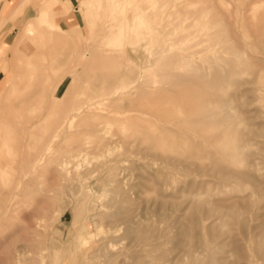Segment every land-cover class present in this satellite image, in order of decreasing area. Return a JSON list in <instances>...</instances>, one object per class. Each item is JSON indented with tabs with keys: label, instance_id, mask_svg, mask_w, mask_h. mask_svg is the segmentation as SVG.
Masks as SVG:
<instances>
[{
	"label": "bare ground",
	"instance_id": "6f19581e",
	"mask_svg": "<svg viewBox=\"0 0 264 264\" xmlns=\"http://www.w3.org/2000/svg\"><path fill=\"white\" fill-rule=\"evenodd\" d=\"M142 1L138 5L141 10L139 13L129 20H122L117 25L110 26V31L113 33L109 38H119L117 31L124 29L126 32L132 19L135 22L140 20V23H144L145 0ZM28 2L29 0L14 2L4 0L0 7V21L12 18L13 28L18 29L16 38L12 39V30L0 35V56L8 48L11 51L3 56L8 60L6 72L0 79V178L5 177L9 189L7 193L9 195L3 201V206L9 207V210L15 213H18L20 209H26L18 214L25 222L19 230L11 234L1 233L0 248L5 256H0V262L21 264L24 257L29 258L30 254H35L34 260L30 257L35 263L46 260L49 247L43 246L44 240L36 243L28 233L34 230L35 222L39 223L38 220L46 219L51 212H53L51 216L54 215V205L62 208V212L72 207L74 220L77 223L80 218L78 209L80 206L89 211L96 209V203L92 200V191L85 185L84 173L78 171L82 163L79 161L90 151H97L104 147L110 149L114 141L108 138L107 133L114 126L122 134L123 140L129 139V132H131L128 130L129 124L132 125L131 128L134 126L137 130L133 131V134H143V137L138 140V146L148 157L149 165H155L158 160L161 162L162 170L150 171V169L147 172L148 178L154 180L158 194L153 202L155 206L153 211L156 212L157 219L161 217L160 223L169 213L174 214L180 209L176 208L177 204L174 201V199L179 201L178 198L172 197L173 200H171L169 196H165V190L177 181L176 170L183 174L214 172L222 177V182L245 179L254 181L255 175L249 170L232 167L234 164L243 165L245 162L248 140L244 137L245 132L240 130V124L244 118L240 119L234 113L237 106H234L233 94L230 93L231 96L228 94L230 86L241 74L247 71L249 74V71L254 70V64L250 63L248 58L250 54L246 56L241 45L230 38V30L227 31V25L222 16V13H226L224 10L221 11L219 7L210 9L203 5L192 4L179 10L177 15L182 17L177 22L179 25L176 26L174 23L168 32L162 34L161 30L153 28L149 32L151 39L144 44V49H149L155 60L149 68H146L147 72L151 73L143 77L141 75L143 70L128 69L129 67L124 71L123 76H119L122 73L119 70L106 74L103 65L112 59V49L104 44L101 46L103 52L96 51L97 40L90 29L88 31L90 37H85L80 24L75 27L70 25L68 28L54 21L52 15L57 12L55 10L57 7L68 15L69 0H63L56 5L52 4L51 0H43L33 14L30 13ZM118 7L114 3L107 6L111 12L116 11ZM260 7V5L253 7L252 12L254 15L258 12V19L260 18L262 22L264 18L259 14ZM262 15L264 16V12ZM228 19L227 21L231 18ZM260 21L257 22L261 23ZM230 22L232 24V21ZM153 32L158 34L156 40L152 39ZM189 35L193 37L190 38ZM109 38L104 36L101 40L103 42V39ZM47 39L57 42L55 46L56 44L62 47L72 46L67 53L68 58L73 60L70 66L65 67L66 63L62 58L64 56L59 51V55H57L58 52H52L55 53L52 54L51 50L48 54L35 51L40 49V45L44 48L42 41ZM257 39L255 38L256 42H258ZM50 43L51 45L48 46L52 49L53 42ZM261 43L264 44V41ZM62 47H58V50ZM262 49L264 50V46ZM220 51H227L226 55L219 54ZM2 58L0 57V63ZM93 62H96V67L91 64ZM56 63L59 64L56 65ZM89 63L96 70L87 69L86 66ZM90 72H96V78L88 79ZM68 77L70 80L65 86L64 82ZM146 112L154 116L157 122L150 123V120L145 119L148 121L147 125L149 123L150 125L142 126L143 122V124L146 123L140 114H147ZM180 126L183 127L179 129ZM193 131L202 134L203 140L194 142L190 137H186L189 134L192 136ZM131 143H127L126 152H130ZM203 153L208 155V161L204 159L208 162L207 164H203V160L201 163L199 161L203 159L201 158ZM48 171L58 172L59 176L65 179V183L53 186L50 182L51 176H47ZM126 179V177L118 178V186L115 190L120 193H118L121 195L120 199L115 198L113 202L103 204L105 206L100 208L98 213L101 218L110 219L108 223L103 222L104 225H109V231L114 227L110 225V222L114 223V221L125 224L128 230L132 228L139 230L145 226L143 220L147 219L149 212H145L147 216L142 214L137 217L134 204L138 201L133 199L130 193L128 194L131 189L126 192L128 188L125 190L122 186ZM47 180L48 186L42 188L40 184ZM197 183L199 187L209 184L206 181L194 183L193 180H189L185 183L186 185L184 184L189 189H187L188 193L180 190L181 193L193 194L192 187ZM71 184L76 187L70 186ZM140 186L141 182L135 183L134 190L137 197L141 198L139 202L145 203L149 200H144L142 191L137 189ZM42 190H45L44 194L37 198L36 194ZM65 195L70 196L72 202L76 201V205L64 203L62 198ZM240 197L243 202L245 198L243 200V196ZM240 197L237 196V198ZM229 199H223V203L226 201L228 203L219 205L217 209L222 208L225 214L230 217L232 215V221L239 222L243 206L239 207L229 202ZM201 205V200L191 204L189 202L186 206L189 209L191 207L190 211L187 208L189 215L183 213L187 216L186 220L183 222V216L179 215L173 222L176 232L168 241L175 246L166 250V255L163 254L162 257L166 261H163L164 264L264 263V241H258L255 233V237L253 235L247 238L256 243L251 252H246L240 244L235 246V240H232L235 248L231 251L233 252L231 258L223 256L222 253L226 250L222 248V241L220 243L216 241L217 236L212 229L213 223L208 224L207 217H201V213L204 212ZM3 206L2 209H5ZM143 211H145L144 208L141 212ZM182 212L186 213V210ZM93 215L91 212L89 217L80 224L84 225V228L79 229L76 241L81 247L87 246L88 242L91 243L90 238L96 235L94 231H90V221L95 220ZM1 218L0 214V220ZM101 226H99L100 230H102ZM244 226H241L242 229ZM225 227H227L226 224ZM202 229L209 230L207 237L202 236ZM81 230H88L90 235L82 236ZM230 238L232 239V236ZM20 240H24L23 243H19ZM157 242L152 243L153 248L159 245ZM109 243L110 241L103 242L101 245L104 248ZM178 243H180V249L176 252L179 248ZM137 244L139 245V242ZM236 252L237 257L233 259L232 254ZM120 254H108L107 260L113 264L119 256L124 258V262L134 258V254L128 253L127 249L126 253ZM156 257L158 258L157 255ZM120 260L119 264L123 261L120 262ZM138 261L140 259H137ZM134 262L133 264L137 263L136 260Z\"/></svg>",
	"mask_w": 264,
	"mask_h": 264
},
{
	"label": "rangeland",
	"instance_id": "374dc122",
	"mask_svg": "<svg viewBox=\"0 0 264 264\" xmlns=\"http://www.w3.org/2000/svg\"><path fill=\"white\" fill-rule=\"evenodd\" d=\"M3 1L4 0H0V7L3 4ZM11 1L14 2L16 0ZM42 1L43 0H29L28 5L30 7L31 14H33L35 10L43 3ZM62 1L63 0H51V3L56 5ZM141 2L143 1L69 0L70 10L68 12V15L64 14L61 11V8L57 7L55 8L57 12L52 15V18L56 23L59 22L63 27L70 28V25L73 27L81 25L85 37H90L88 32L90 29L92 35L97 40L96 51L103 52L104 50L101 48V46L104 44H106V46L112 49V59L110 61L105 62L103 65L106 69V74L119 70L122 72L121 74H119V76H123L124 71L129 67L128 69L143 70L144 72L141 75L144 77L147 75V73H151L147 72L146 68H149L155 60L154 56H151V51L149 49H144V44H146L148 40L151 39V37L149 36V32H151L153 28H156V30H161L162 34H164V32H168L172 29L174 23L176 24V26L179 25L177 22L179 19L182 18L181 15H177L179 10L192 6V4H195L197 6L203 5L210 9L219 7L221 11L224 10L227 14L222 13V16L225 20V24L227 25V31L230 30V38L235 43L241 45V49L246 53V56H248L249 54L252 56L251 57L249 55L248 58L250 60V63L254 64L255 67H253L254 70L249 71V74H247V71L245 72L246 74H241L239 78L236 79L235 83H233L232 85L234 87L236 84V86L234 87L235 89L230 86L228 90L229 95L230 93L233 94L231 95L233 97L234 106H237L236 110H234V113L239 116L240 119L244 118L240 124V130L245 132L244 137L246 140H248V146H246L247 156H245V162L243 163V165L234 164L232 165V167L249 170L251 174L255 175L253 176L254 181L256 179H258V181L256 180L254 182L253 180L250 181L249 179H245L232 182H222V177L219 175L217 176V173L214 172H208L206 174L202 172H193L188 174L185 172L183 174V172H179L176 170L175 176L177 178V181L173 182V184L165 190V196H169L170 199L172 197L173 199L174 197H176V199L178 198L179 201L175 199L174 201H176L177 204L176 208L180 209L176 210L174 214L173 212H171L172 214L168 212L169 214L166 216V218H164V221L160 223L159 219H161V217L157 219V214L155 211H153V208H155L153 202L157 199L156 197L158 194L155 190V184L153 183L154 180H150V178H148L149 176L147 172H149L150 169V171L162 170L161 162L160 160H158V163H156L155 165H149V160L147 159L148 157H146L145 152L141 151L140 146H138V140H140V137H143V134H133V131L137 130L134 126L131 128L132 125L129 124L131 129L129 128L128 130L131 132H129L130 135L128 134L129 139L127 140L122 139V134L114 126L112 127L111 131L107 133L108 138H111L112 141H114L111 145V148L106 149L104 147L97 151H90L84 156L83 159L79 161V163H82L80 164L78 171L84 173L85 185L90 189V191H92V200L94 203H96V209L93 211H89L85 207L82 208L80 206V208H78L80 211V218L78 219L77 223L74 220V213L72 207H69L62 212V208H60L58 205H54V215L51 216V214H53V212H51L46 219H43L42 221L38 220L39 223L35 222L33 225L34 230L28 233L36 243L41 242L40 240H44L43 246L47 245L49 247V250H47L49 253L46 260L43 262L39 261L35 263L31 261V258L34 260L35 254H30L31 258L29 257V259L24 257L21 264H112V262L109 263V261L107 260V257L109 256L108 254L126 253V249L128 253L134 254V258L129 260L128 262H124V258H122V256H119L115 259L116 261H114L113 264H115V262L116 264H119V260L121 258L123 261L120 260V262L122 261L123 263L121 262L120 264H133L135 263V260L137 262V259H140V261H138L136 264H160V261L163 258V254H167L166 250L172 249L175 246L174 243L168 241L169 238H171V236L174 235L176 232V228L174 227V225H172L173 222L179 215L183 216V220H181L184 222L187 217L185 215H189V207H187L188 209L186 208L188 203L190 202L191 204L192 202H196L199 200L202 201L201 206L202 210H204V212L201 213V217H207L206 223H213L212 229L214 230V233L217 236L216 241H218L219 243L220 241H222V248L226 250L225 253H222L223 256H228L227 258H231V253H233L231 251H233L235 246L239 244L240 246L242 245L246 252H251L252 249H254L256 243L247 240L248 236L251 237L254 235L255 237L256 234L258 241H264V50L262 49L264 44L261 43L264 41V20L261 22L260 18L258 19V12L256 13V15H254V13L252 12L253 7L260 5L262 8L260 7V10L258 11L261 17L264 18V16L262 15L264 12V0H145L143 11L144 23H140V20H137L135 22V20L132 19L129 22V28L126 32L124 29L123 31H117L116 34L120 35L119 38H109L111 37L110 34L113 33L112 31H110V26L117 25V23L122 20H129L132 18V16L139 13L141 10L138 8V5ZM112 3L117 4L119 6L118 9L114 12H111L107 8V6ZM261 4H263V6ZM227 18H231L232 20L228 19L229 21H227ZM258 20L261 23H258ZM230 21H232V24H230ZM11 30L12 39L16 38L18 34V29L13 28L12 18H8L4 21L2 19L0 21V35L2 36L4 34H7ZM104 36H107V38L109 39H103L102 42L101 38ZM151 36L152 39L155 38V40L156 38H158V34L156 32H153ZM189 37L191 38L193 37V35H189ZM255 38H259L257 39V41L260 43V45L258 42H256ZM42 42L44 44L45 49L42 48L43 45H40V49L35 50L36 52H47L48 54L49 50H51V53H57L59 51L64 56L62 58L65 60V67L67 68L71 65L73 60L68 58L67 53H69L72 46H63L65 48L64 49L62 45L56 44L55 46V43L57 42L48 39ZM50 42H53L52 49L49 48V46L51 45ZM54 46L55 48H53ZM260 46L262 47L260 48ZM58 47H62V49L59 48L58 50ZM59 52L57 53V55H59ZM226 52L227 51H220L219 54L226 55ZM9 53H11V51L8 48V50H6L4 54H1L0 57L2 58L4 55H8ZM7 60L8 59L6 57H3L0 63V79L6 72ZM57 64L59 63H56V65ZM91 64L96 67V62H93ZM91 64L89 63L86 68L89 70H96L92 68ZM255 64L257 67L255 66ZM241 77L244 79V81ZM92 78H96V72L89 73L88 79ZM69 80L70 77L65 80V86L69 82ZM141 81L142 79L139 81V83ZM262 81L263 83H261ZM238 93H240V95ZM146 113L147 114H140L144 117V121L145 119H147L148 121L150 120V123L157 122L154 119V116H150L148 112ZM147 120L145 121L146 124H143L144 122H141V125L149 126L150 123L147 125ZM182 127L183 126H180L179 129ZM187 136L190 137L191 140L194 142L202 141L204 138L202 134H199L195 131L192 132V136H190V134L186 135V137ZM129 142H132L131 144L133 145L130 144V152H126V147H128L127 143ZM208 150H210V147H208ZM212 150L214 151L215 149L213 148ZM206 155L207 154L205 153L202 154L201 158L203 159L199 160L200 163L201 160L204 161H202L203 164L208 163V155ZM204 159H207V161H205ZM47 176H51L50 182L53 183V186L57 185L58 183H65V179L62 176H59L58 172L48 171ZM124 177H126L127 179L122 186L125 190L128 188L126 192L131 189L128 194L130 193L129 195L133 199H136V201L138 202L141 199L137 197V193L134 190L135 183L141 182V186L137 189L142 191L145 197L144 200H149L145 203L136 202L134 204V209H136L135 214H138L137 217H140L142 214H144V216L148 215L146 217L147 219H145L143 216V219H145L146 222L145 220H143L145 226L144 228H139L140 232L137 228H132L131 230H128L125 228V224H119V222L115 223V221L114 223L110 222V225L114 227H112L111 229L109 228V231V225H104V223H108L110 219L101 218V216H99L98 214L100 212V208H103V206L109 204L110 202H113L115 198L120 199L121 195H119L120 193L117 192V190L115 189L118 186V178L122 179ZM189 180H193L194 183L206 181L209 184L203 187H199L197 186V183L192 187L193 194L186 195L188 193V187L185 186V183H187ZM75 181H77V179H75ZM40 185L42 188H46L48 186V180ZM70 186L76 187L77 182L76 186L73 184H71ZM36 187H38V185ZM7 189L8 181L5 179V177L0 178V214L2 217L0 220V236L3 232L5 234H11L16 230H19L21 226L25 223L24 220H22L18 214H20L21 211H24L26 209H20L18 213H15L9 210V207L3 206V201L9 195L7 194L9 193V189ZM180 190H184L183 192L186 194H182ZM44 191L45 190H42V192L36 194L37 198L43 195ZM237 196H243L242 199L244 200L245 198V200L241 202V197L237 198ZM232 197L234 199H231ZM223 199H229V202H233L239 207L243 206L242 213L240 215L241 220L239 222L232 221V215L230 217L228 214H225V211L222 210V208L220 210L217 209L219 205L223 206L228 203L227 201L223 203ZM62 200L64 203L69 202V205L71 204V206L76 205V201L72 202L70 196L68 195H65ZM204 203L207 205H205ZM144 205H146V207ZM148 205L151 206L149 207ZM2 206L5 207V209H2ZM143 208L145 209V211L141 212ZM184 209L186 210V213L182 212ZM190 210L191 207L189 211ZM91 212L94 214L93 217L95 220L91 219L90 221V231H94L96 235L90 238L91 243L88 242L87 246L81 247V245L78 244L80 247L79 248L77 245L76 236L79 229L84 228V225L82 226L80 224L84 220H86L87 217H89ZM145 212L149 213L145 215ZM251 212L254 214H252ZM170 224L171 226H169ZM225 224L227 225V227H225ZM243 225L245 226L242 229ZM99 226L102 227V230H100ZM208 231L209 230L207 229H202V236L204 235L207 237ZM81 234L84 237L90 235L88 230H81ZM231 236L232 239L230 238ZM144 238L146 240H144ZM232 240H235L236 244L232 243ZM23 241L24 240H20L19 243H23ZM108 241H110L109 245H106L103 248L101 244L103 242ZM113 242L116 243V245H114ZM138 242L139 245L137 244ZM155 242L159 243V245L156 248H153L152 243ZM161 242L162 246H160ZM140 244L142 246H140ZM179 245L180 243H178V246ZM139 248L142 249L140 250ZM145 248L149 251H147ZM164 248L166 249L162 251V249ZM179 249L180 246L176 250V252H178ZM144 250H146L147 252ZM160 253H162V255ZM137 255H139V257H137ZM156 255L158 256V258L156 257ZM0 256H5L1 248ZM159 257L161 259H159ZM236 257L237 252L234 255L232 254L233 259ZM163 261L166 262L163 258L161 264L163 263ZM0 264L4 263L0 262ZM258 264L264 263L259 262Z\"/></svg>",
	"mask_w": 264,
	"mask_h": 264
}]
</instances>
